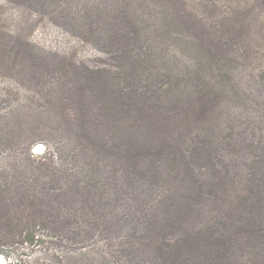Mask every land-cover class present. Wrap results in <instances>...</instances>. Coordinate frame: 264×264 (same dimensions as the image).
Returning a JSON list of instances; mask_svg holds the SVG:
<instances>
[{
    "label": "rangeland",
    "instance_id": "obj_1",
    "mask_svg": "<svg viewBox=\"0 0 264 264\" xmlns=\"http://www.w3.org/2000/svg\"><path fill=\"white\" fill-rule=\"evenodd\" d=\"M244 195L264 196V0H0L8 264H160L224 232L264 264Z\"/></svg>",
    "mask_w": 264,
    "mask_h": 264
},
{
    "label": "trees",
    "instance_id": "obj_2",
    "mask_svg": "<svg viewBox=\"0 0 264 264\" xmlns=\"http://www.w3.org/2000/svg\"><path fill=\"white\" fill-rule=\"evenodd\" d=\"M162 149L164 148L160 147L161 151ZM177 155L178 153H176L174 156ZM202 155L203 154L200 153L199 157ZM193 191L200 192L199 189ZM223 193H226L225 190L223 191ZM240 201L242 203V205L240 206H243V208H247L248 210H251L253 212H255L256 210H264V196L261 199L255 200L251 196L244 195V197L240 199ZM106 205H108L109 207L111 205V201L109 200ZM96 222L97 221H95V223ZM107 222L108 224H106V227H112L113 224H110L109 221ZM119 222L121 223L119 227H131V231L135 233L141 231L144 226V224L141 225L138 218H132L129 215L120 218ZM255 222L256 220L255 218H253L251 222L249 221V224ZM145 223L149 225L150 222ZM146 228L148 229V226ZM149 230H154L153 224L149 226ZM249 231L251 232V230ZM250 232H246L247 234H241L242 236L237 237V241H239V239L241 241H252L257 237L256 234L259 233V231L251 233ZM146 236L148 235L140 234L137 241H129L130 245H132L133 250L139 252L142 245V240ZM26 239L27 242L35 243V237H28ZM230 239L231 237H228L226 232H224L214 240H212V237L210 240L209 235H207V237L200 238L191 234H187L184 237L182 236V238H177L173 244H170L168 246V249L165 252L162 251L160 246H156L154 249L150 250V253H154V251L159 252V258L161 260L160 264H235L238 261V258H241L242 255L236 252V247L231 244ZM147 258L148 260L150 259V257ZM132 264H136V262H132ZM150 264H155V262L152 261L150 262ZM254 264L257 263L255 262Z\"/></svg>",
    "mask_w": 264,
    "mask_h": 264
},
{
    "label": "bare ground",
    "instance_id": "obj_3",
    "mask_svg": "<svg viewBox=\"0 0 264 264\" xmlns=\"http://www.w3.org/2000/svg\"><path fill=\"white\" fill-rule=\"evenodd\" d=\"M0 264H8V262L6 261V259L2 254H0Z\"/></svg>",
    "mask_w": 264,
    "mask_h": 264
}]
</instances>
